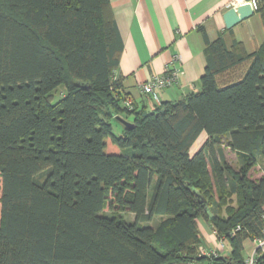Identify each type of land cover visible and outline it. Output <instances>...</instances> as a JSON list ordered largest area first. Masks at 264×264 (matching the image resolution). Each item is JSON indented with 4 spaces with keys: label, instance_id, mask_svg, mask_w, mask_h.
<instances>
[{
    "label": "trees",
    "instance_id": "16d2710c",
    "mask_svg": "<svg viewBox=\"0 0 264 264\" xmlns=\"http://www.w3.org/2000/svg\"><path fill=\"white\" fill-rule=\"evenodd\" d=\"M202 36L199 90L128 110L109 0H0V264H244L264 237V43ZM198 219L227 256H198Z\"/></svg>",
    "mask_w": 264,
    "mask_h": 264
},
{
    "label": "crops",
    "instance_id": "0c3cea01",
    "mask_svg": "<svg viewBox=\"0 0 264 264\" xmlns=\"http://www.w3.org/2000/svg\"><path fill=\"white\" fill-rule=\"evenodd\" d=\"M232 1L235 2L234 6L243 4V0H109L123 44L119 67L115 72V77L122 81L123 93L133 103H145L152 108L160 102L177 100L192 91H198L199 79L206 66L202 32L206 33L210 41L222 38L227 50L238 43L247 54H252L264 43V12L263 15L253 12L227 29L223 14L232 8L229 7ZM174 56L178 58L175 66L179 70V83L173 88L157 91V101L142 94L140 85L152 76L161 74L165 64ZM247 65V62L242 64L237 73H243ZM201 137L203 141L199 144ZM206 139V134L202 133L193 144L190 155ZM230 164L235 166V160ZM131 217L133 220V215ZM159 221L156 218L154 224ZM197 225L200 247L217 250L221 257L227 256L229 246L219 247L220 241L211 224L198 219ZM254 249L253 241L243 242L244 260Z\"/></svg>",
    "mask_w": 264,
    "mask_h": 264
},
{
    "label": "built area",
    "instance_id": "2783aa9c",
    "mask_svg": "<svg viewBox=\"0 0 264 264\" xmlns=\"http://www.w3.org/2000/svg\"><path fill=\"white\" fill-rule=\"evenodd\" d=\"M258 3L259 0H243L242 5H249L253 12L258 10ZM235 2L232 1L229 4V7L236 8L238 6H234ZM178 61L177 56H174L168 63L165 64L164 69L162 70L161 74L152 76L148 81L140 85V92L144 95L151 97L153 100L157 101V91L165 90L169 88L175 87L179 83V70L175 66L176 62ZM132 101L130 99H125L123 105L128 109H132ZM255 244V249L253 253H251L244 261V264H256L257 257L259 255H264V237L257 238L253 240ZM219 247L223 248L222 241L219 242ZM198 256H203L206 258H217L219 253L217 250L206 249L204 247H200L198 251ZM179 264H204L199 263L197 260L195 261H186L181 262ZM205 264H217L213 261H208Z\"/></svg>",
    "mask_w": 264,
    "mask_h": 264
},
{
    "label": "water",
    "instance_id": "95a60500",
    "mask_svg": "<svg viewBox=\"0 0 264 264\" xmlns=\"http://www.w3.org/2000/svg\"><path fill=\"white\" fill-rule=\"evenodd\" d=\"M253 14V11L251 10L249 5H242L238 6L236 8H230L223 14V20L225 27L227 29L235 26L236 24L240 23L244 19L248 18ZM116 120L120 122L125 128H132L133 124L117 117ZM200 258H197L198 261Z\"/></svg>",
    "mask_w": 264,
    "mask_h": 264
},
{
    "label": "rangeland",
    "instance_id": "374dc122",
    "mask_svg": "<svg viewBox=\"0 0 264 264\" xmlns=\"http://www.w3.org/2000/svg\"><path fill=\"white\" fill-rule=\"evenodd\" d=\"M166 90V89H165ZM64 93V88L63 87H58L57 89H56V91L53 93V102H57L58 100H60L61 99V97H62V94ZM129 99V98H128ZM131 100V99H130ZM132 101V100H131ZM149 104H151V103H148V105ZM119 117H123L122 115L121 116H119ZM130 122V121H129ZM112 129H113V133H114V135H119V133H121V125L122 124H120L116 119H113L112 120ZM123 127V126H122ZM124 128V127H123ZM201 140H202V137L200 138V140H199V144H201ZM203 141V140H202ZM105 152H106V154H118V153H120V150L117 148V147H115V146H113L109 141H107V146H106V149H105ZM1 194V193H0ZM122 215H123V217H124V219L126 220V221H128V222H131V220H132V215L131 214H128V213H121ZM103 215L104 216H113V215H116L115 214V212L114 213H112L110 210H109V208H108V204L106 205V207L104 208V210H103ZM118 215V214H117Z\"/></svg>",
    "mask_w": 264,
    "mask_h": 264
}]
</instances>
